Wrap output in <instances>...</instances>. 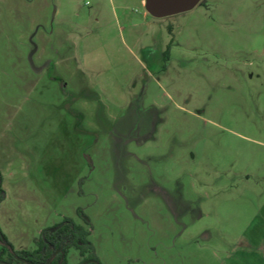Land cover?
<instances>
[{"label": "rangeland", "instance_id": "1", "mask_svg": "<svg viewBox=\"0 0 264 264\" xmlns=\"http://www.w3.org/2000/svg\"><path fill=\"white\" fill-rule=\"evenodd\" d=\"M0 170L16 250L82 209L102 264H264V0H0Z\"/></svg>", "mask_w": 264, "mask_h": 264}, {"label": "trees", "instance_id": "2", "mask_svg": "<svg viewBox=\"0 0 264 264\" xmlns=\"http://www.w3.org/2000/svg\"><path fill=\"white\" fill-rule=\"evenodd\" d=\"M5 198L3 174L0 170V203ZM83 223L65 216L43 229L36 238L34 250H16L0 226V262L4 264H68L67 256L75 247L81 256L78 264H102L90 240L91 220L82 209L78 210Z\"/></svg>", "mask_w": 264, "mask_h": 264}, {"label": "water", "instance_id": "3", "mask_svg": "<svg viewBox=\"0 0 264 264\" xmlns=\"http://www.w3.org/2000/svg\"><path fill=\"white\" fill-rule=\"evenodd\" d=\"M200 0H147L148 10L159 17H165L194 7Z\"/></svg>", "mask_w": 264, "mask_h": 264}, {"label": "crops", "instance_id": "4", "mask_svg": "<svg viewBox=\"0 0 264 264\" xmlns=\"http://www.w3.org/2000/svg\"><path fill=\"white\" fill-rule=\"evenodd\" d=\"M0 226L2 227V224L0 223Z\"/></svg>", "mask_w": 264, "mask_h": 264}]
</instances>
